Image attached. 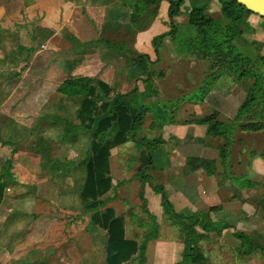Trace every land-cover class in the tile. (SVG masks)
<instances>
[{
	"label": "rangeland",
	"instance_id": "rangeland-1",
	"mask_svg": "<svg viewBox=\"0 0 264 264\" xmlns=\"http://www.w3.org/2000/svg\"><path fill=\"white\" fill-rule=\"evenodd\" d=\"M167 6L166 0L156 10L151 0H0V264H105L106 230L93 222L80 197L85 166L78 162L90 140L80 130L75 142L63 141L66 126L56 119L79 123L83 95L58 97L55 90L66 78L84 76L125 93L143 117L127 141L111 149L114 187L99 210L112 207L122 216L127 238L149 239L146 264H182L184 235L154 186L163 185L173 201L186 158H209L207 146L225 143L207 134V125L187 123L210 114L231 125V145L225 177L219 166L218 203L199 205L196 214L212 228L226 222L250 240L196 227L198 247L210 264H264V177L241 190L230 177L254 169L264 174L263 158L248 165L245 151L264 146V129L240 131L237 113L232 115L255 95L254 109L264 120V19L251 14L234 37L221 19L222 26L209 28L206 48L187 25L188 0L175 37L160 38L169 28ZM208 10L219 19L217 0ZM225 38L230 41L224 46L257 61L258 68L243 77L228 74V59H218L212 48ZM139 58L143 72L135 66ZM147 152L151 169L141 165ZM139 168L150 177L138 178Z\"/></svg>",
	"mask_w": 264,
	"mask_h": 264
},
{
	"label": "trees",
	"instance_id": "trees-1",
	"mask_svg": "<svg viewBox=\"0 0 264 264\" xmlns=\"http://www.w3.org/2000/svg\"><path fill=\"white\" fill-rule=\"evenodd\" d=\"M165 0H151L155 5V10L160 2ZM168 2L166 16L168 21V32L160 36L170 35L175 37L179 28V16L182 14V8L187 0H166ZM189 9L186 11L187 25L196 35L201 37L204 46L211 48V39L209 37V28L218 25L221 19H224L227 33L234 37L243 31V23L253 14L247 8L239 4L235 0H217L220 5V16L216 19L208 10L211 0H188ZM262 17V16H260ZM264 19V17H262ZM228 37V36H227ZM230 38H225L223 42L214 44L215 55L218 59H228V74L238 72L239 77L245 76L250 70L258 68V62L253 61L241 53H233V46L228 43ZM142 60L136 59L135 66L139 71L143 72L144 67L140 66ZM139 65V66H138ZM230 65V66H229ZM216 80H208L207 84H214ZM114 92V93H113ZM56 95L74 96L83 95L82 101L77 109V118L79 123L72 122L56 115L59 122L65 123L66 131L62 137L63 141L75 142L78 132L85 133L90 140V150L78 163L85 166V181L80 191V197L84 203L86 211L92 212L91 219L99 227L106 230L107 239L105 244V264H146V248L149 239L143 240L141 243L135 239L127 238L124 219L120 215H116L112 207H105L102 211L99 207L106 202L103 197L114 187L110 170L111 149L125 143L129 133L139 128L142 124L143 117L132 111L129 103L125 100V93L115 92L106 82L95 76H84L76 78H66L56 89ZM255 95L244 100L241 107L238 108L236 118L237 127L240 131L259 132L264 129V120L262 112H257V104L259 101ZM249 114V115H248ZM48 117V115L46 116ZM242 118V119H241ZM187 123H195L199 125H207V134L214 137H220L225 143L218 146L219 162L215 159L201 158L198 156H190L186 158L184 163L185 171H195L203 169L209 175L219 174V165L226 173L227 148L230 143L231 125L222 120L215 119L214 114L206 115L203 118L193 119ZM75 127V130H70ZM110 131L113 134L106 137ZM248 154L247 164L250 165L252 158L264 159V146L260 149L247 147ZM219 164V165H218ZM143 167L152 168L154 165L150 152L142 156ZM143 168H139L137 175L140 179H148L150 176L144 173ZM245 176V175H244ZM243 176V177H244ZM247 176V175H246ZM231 179L234 183L242 186V175L231 173ZM250 185L249 182H244ZM154 190L160 194V205L163 210L176 219V222L184 235L183 251L181 254L182 264H210L206 256L198 247V239L200 233L196 227L204 230L216 229L218 234H222L225 230H230L232 235L241 241H249L250 237L245 232L236 230L233 226L226 222H222L219 226L213 228L200 218L198 215H183L176 212L173 208L171 200L166 194L163 185L154 186ZM4 194V186L0 177V201ZM143 193H141L142 196ZM145 201V200H144ZM264 209V203L262 204ZM145 211L148 212L145 207ZM152 217L155 218L154 215Z\"/></svg>",
	"mask_w": 264,
	"mask_h": 264
},
{
	"label": "crops",
	"instance_id": "crops-1",
	"mask_svg": "<svg viewBox=\"0 0 264 264\" xmlns=\"http://www.w3.org/2000/svg\"><path fill=\"white\" fill-rule=\"evenodd\" d=\"M59 85H60V83H59ZM237 110H238V106L234 109V111L232 113L233 116H235V114L237 113ZM228 117H230V116H228ZM192 126L193 125H191V124H187V127H192ZM206 148L210 151H213L212 152L213 154L209 157V159H215L218 163L219 162L218 161L219 155L217 156V153H219L218 147L207 146ZM180 149H181V151H183L184 147H181ZM192 155L190 154L189 156H192ZM196 156H198V155H196ZM256 161H258L256 158L255 159L252 158V160H251V162H253V164ZM260 161L264 166V159H261ZM220 174H221V176L225 177L226 173H223V168H222V171L220 172ZM240 174L242 175V178H241L242 186L235 183V186L239 190L245 189V186H249V185H245L244 182H249V183L254 184L257 181H260V178H258L259 176L264 177V174H261V172H259L257 169L251 170V172L250 171L249 172L243 171V172L239 173L238 176ZM227 175H229V174H227ZM230 176H231V174H230ZM219 177H220L219 174L218 175L206 174L205 176L201 177L198 174V170L185 171L184 165H182L181 170L179 172V175H177V181L180 182V184H179V187L174 191L175 197H174L173 201L171 200L174 203V207H173L174 210L180 214H183V215H198V214H196V210L199 208V205H201V206H207L208 205V206H212V207L214 205H216L219 201V198H220L219 189L222 186L218 180ZM207 190L210 192L208 198H206L205 194L203 196V192H206Z\"/></svg>",
	"mask_w": 264,
	"mask_h": 264
},
{
	"label": "water",
	"instance_id": "water-1",
	"mask_svg": "<svg viewBox=\"0 0 264 264\" xmlns=\"http://www.w3.org/2000/svg\"><path fill=\"white\" fill-rule=\"evenodd\" d=\"M249 11L264 17V0H235Z\"/></svg>",
	"mask_w": 264,
	"mask_h": 264
}]
</instances>
